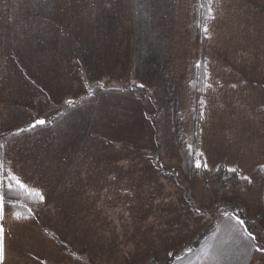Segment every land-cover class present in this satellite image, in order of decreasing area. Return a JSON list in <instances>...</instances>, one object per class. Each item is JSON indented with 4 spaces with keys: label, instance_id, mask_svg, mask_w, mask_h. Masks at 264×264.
Wrapping results in <instances>:
<instances>
[{
    "label": "rangeland",
    "instance_id": "rangeland-1",
    "mask_svg": "<svg viewBox=\"0 0 264 264\" xmlns=\"http://www.w3.org/2000/svg\"><path fill=\"white\" fill-rule=\"evenodd\" d=\"M189 22V0H0V171L44 196L8 231V263L162 264L214 219H238L223 214L235 205L256 237L246 264H264V182L180 168L172 110L201 53ZM203 51L223 84L207 167L249 178L264 163V0H223Z\"/></svg>",
    "mask_w": 264,
    "mask_h": 264
},
{
    "label": "trees",
    "instance_id": "trees-1",
    "mask_svg": "<svg viewBox=\"0 0 264 264\" xmlns=\"http://www.w3.org/2000/svg\"><path fill=\"white\" fill-rule=\"evenodd\" d=\"M222 2L223 0H189L188 32L192 42L201 47V53L189 62L183 83V105H178L172 110V134L184 177L193 181L212 179L219 182L221 187L249 189L253 187V179L264 182V163L258 166L251 177L247 179L242 176L239 166L228 168L220 164L214 171H210L207 167V157L203 147L204 128L211 118L213 104L219 103L223 91V84L217 77L218 73H215L216 68L207 52L204 54L203 49L209 44L221 16ZM209 8L212 9L211 13ZM205 27L208 29L207 32L204 31ZM182 107L184 111L181 110ZM258 111L264 114V108ZM197 161L201 164L199 168L196 166ZM0 195L3 196L1 203L4 212L14 219L28 221L44 208L42 193L32 190L25 191L20 188L11 179L8 171H0ZM232 212H239L238 220L243 221L241 224L247 233L252 234V224H248L250 222L246 219L244 210L235 205H229L224 208L223 214L230 215ZM218 224V219H214L211 226L202 232L198 239L182 249L179 256L173 255L162 264H174L178 258H183L185 254L198 250L204 241L213 234ZM150 264L158 263L151 262Z\"/></svg>",
    "mask_w": 264,
    "mask_h": 264
},
{
    "label": "crops",
    "instance_id": "crops-1",
    "mask_svg": "<svg viewBox=\"0 0 264 264\" xmlns=\"http://www.w3.org/2000/svg\"><path fill=\"white\" fill-rule=\"evenodd\" d=\"M16 220L4 212L0 202V229H2L0 242H2L3 249L6 242L4 240L9 236L7 235L8 231L10 234L12 229L26 228L19 226L20 222ZM238 221L232 216L223 217L213 234L204 241L198 250L188 253L174 264H246L245 259L250 248L249 239L251 238L248 237L246 229ZM40 248H42L41 245L38 250H41ZM18 262L12 259V262L8 263V258L4 257V252L2 253L0 264H19L20 262ZM40 264H44L43 260L40 261Z\"/></svg>",
    "mask_w": 264,
    "mask_h": 264
},
{
    "label": "snow or ice",
    "instance_id": "snow-or-ice-1",
    "mask_svg": "<svg viewBox=\"0 0 264 264\" xmlns=\"http://www.w3.org/2000/svg\"><path fill=\"white\" fill-rule=\"evenodd\" d=\"M211 11H212V9L209 8V12H210V13H211ZM204 31H205V32L208 31L207 27L204 28ZM68 103L71 104L72 102L69 101ZM36 123H37V124H44L45 122H44L43 120H38V121H36ZM34 126H35V125H33V127H34ZM196 166H197L198 168L201 167V164H200L199 161L196 162ZM205 167H206V165H205ZM232 171H234V170H232ZM11 179H12L13 181H15V182L19 185L20 188L25 189V191H29V190L25 187V185L22 184V183H20V181H19L15 176H12ZM245 179H247V178H245ZM41 199H42V197H41ZM2 201H3V196L0 195V202H2ZM17 216H19V213H17ZM238 222H239V223H243V221H238ZM0 232H2V229H0ZM247 235H248V237H250L252 240H255V239H256V237H255L254 235H252L251 233H248ZM256 251H264V249L256 248ZM2 253H3V246H2V242H0V259H2Z\"/></svg>",
    "mask_w": 264,
    "mask_h": 264
}]
</instances>
